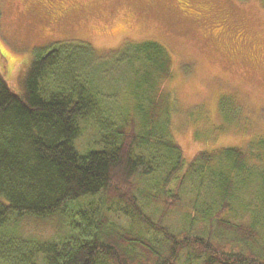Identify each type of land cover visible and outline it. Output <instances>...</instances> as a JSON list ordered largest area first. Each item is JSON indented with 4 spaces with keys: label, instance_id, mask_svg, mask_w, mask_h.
I'll return each instance as SVG.
<instances>
[{
    "label": "trees",
    "instance_id": "trees-1",
    "mask_svg": "<svg viewBox=\"0 0 264 264\" xmlns=\"http://www.w3.org/2000/svg\"><path fill=\"white\" fill-rule=\"evenodd\" d=\"M118 51L103 58L84 41L39 47L20 92L0 70V264H264V186L253 183L257 168L264 183V160L250 165L239 146L186 160L166 132L168 48L146 39ZM113 69L135 77L131 120L107 106L98 74ZM91 116L106 143L81 153L75 140ZM256 144L252 158L264 153V139ZM24 216L55 219L58 234L25 237L15 222Z\"/></svg>",
    "mask_w": 264,
    "mask_h": 264
},
{
    "label": "rangeland",
    "instance_id": "rangeland-1",
    "mask_svg": "<svg viewBox=\"0 0 264 264\" xmlns=\"http://www.w3.org/2000/svg\"><path fill=\"white\" fill-rule=\"evenodd\" d=\"M0 12V70L17 92L39 47L84 41L104 58L127 42L154 39L173 59L170 78L160 83L170 94L166 132L181 144L186 160L224 146L243 148L250 165L264 160V153L252 158L264 139L263 0H0ZM110 72L98 74L110 97L107 106L131 120L137 110L135 77L119 69ZM109 113L104 118L112 119ZM94 118L84 121L75 140L81 153L106 143L108 132ZM255 171L253 183L264 186L263 169ZM194 191L189 187L187 198ZM229 213L236 215V208ZM55 217L60 221L66 215ZM249 217L244 213L242 219ZM15 222L25 237L46 240L58 234L55 219L24 216Z\"/></svg>",
    "mask_w": 264,
    "mask_h": 264
}]
</instances>
